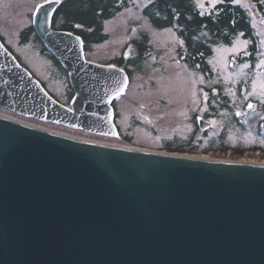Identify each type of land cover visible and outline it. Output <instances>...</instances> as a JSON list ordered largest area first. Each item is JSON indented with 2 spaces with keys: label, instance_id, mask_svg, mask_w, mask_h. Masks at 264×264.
I'll use <instances>...</instances> for the list:
<instances>
[{
  "label": "water",
  "instance_id": "1",
  "mask_svg": "<svg viewBox=\"0 0 264 264\" xmlns=\"http://www.w3.org/2000/svg\"><path fill=\"white\" fill-rule=\"evenodd\" d=\"M58 5L38 3L32 26L68 75L71 108L1 41L0 106L117 136L111 103L128 75L53 29ZM0 264H264V162L108 145L0 115Z\"/></svg>",
  "mask_w": 264,
  "mask_h": 264
},
{
  "label": "rangeland",
  "instance_id": "2",
  "mask_svg": "<svg viewBox=\"0 0 264 264\" xmlns=\"http://www.w3.org/2000/svg\"><path fill=\"white\" fill-rule=\"evenodd\" d=\"M41 1L0 0V36L20 65L41 81L55 99L70 107L72 91L64 71L40 52L32 37L23 44L19 42L21 29L30 25L33 10ZM148 1L132 0L128 7L105 20L103 32L107 39L90 45L84 52L86 60L99 64L117 65L114 60L125 55L123 66L118 65L130 70L129 83L112 103L117 137L41 122L3 107L0 114L70 137L149 151L166 150L167 144L176 149L189 144L191 138L197 156L256 161L261 151L252 148H264V22L257 11L249 0H236L248 12L257 40L256 58L239 61L240 55H246L250 41L238 36L230 45L212 46L207 59L209 72H203L184 63L178 54L181 40L172 28L156 29L141 14ZM193 1L206 12L217 0ZM144 37L147 47L138 59L133 41ZM248 103H253L252 107L248 108ZM193 115H206L209 128L199 132ZM226 148L228 151H223ZM233 148L244 150L243 155L234 154ZM176 151L172 153L189 155Z\"/></svg>",
  "mask_w": 264,
  "mask_h": 264
},
{
  "label": "trees",
  "instance_id": "3",
  "mask_svg": "<svg viewBox=\"0 0 264 264\" xmlns=\"http://www.w3.org/2000/svg\"><path fill=\"white\" fill-rule=\"evenodd\" d=\"M249 1L264 22V0ZM131 3L132 0H60L52 19V27L79 35L83 41L84 51H87L90 45L101 43L107 39V35L103 32V22L114 17ZM141 14L152 27L156 29L172 28L175 31L182 44L178 49V54L183 56L184 63L193 70L209 72L207 59L212 54V46L216 44L230 45L238 36L250 41L246 55H240L239 61H251L256 58L257 40L248 12L236 0H217L206 12L198 9L193 0H149L142 8ZM31 37L38 43L40 52L48 56L56 67L61 69L51 55L46 52L30 24L21 29L19 42L21 44L28 42ZM146 39L144 37L140 41H133L138 59L143 57L144 49L147 47ZM1 40L3 41L2 37ZM114 62L117 65H122L124 59L120 56ZM125 70L130 75V70L128 68ZM187 142L189 144L176 149L167 144L164 149L170 152L177 150L180 153L184 151L189 154L197 153L198 151L191 143V138ZM252 149L261 151L257 157L264 159V148ZM243 151L233 148L232 152L243 155ZM250 156L248 155V157Z\"/></svg>",
  "mask_w": 264,
  "mask_h": 264
},
{
  "label": "bare ground",
  "instance_id": "4",
  "mask_svg": "<svg viewBox=\"0 0 264 264\" xmlns=\"http://www.w3.org/2000/svg\"><path fill=\"white\" fill-rule=\"evenodd\" d=\"M227 149V148H226ZM223 151H225V150H223ZM186 156H189V157H194V155L193 154H189V155H186ZM195 157H201V158H209V157H207V156H195ZM215 159H217V158H215ZM217 160H220V159H217ZM245 161H247V160H249V161H251L250 159H244Z\"/></svg>",
  "mask_w": 264,
  "mask_h": 264
},
{
  "label": "flooded vegetation",
  "instance_id": "5",
  "mask_svg": "<svg viewBox=\"0 0 264 264\" xmlns=\"http://www.w3.org/2000/svg\"><path fill=\"white\" fill-rule=\"evenodd\" d=\"M199 115H197V116H195V115H193V117H195V118H197ZM203 117V116H202ZM203 118H206V116H204Z\"/></svg>",
  "mask_w": 264,
  "mask_h": 264
},
{
  "label": "snow or ice",
  "instance_id": "6",
  "mask_svg": "<svg viewBox=\"0 0 264 264\" xmlns=\"http://www.w3.org/2000/svg\"><path fill=\"white\" fill-rule=\"evenodd\" d=\"M262 63H264V62H262ZM245 67H247V65H245ZM249 107H251V105H249Z\"/></svg>",
  "mask_w": 264,
  "mask_h": 264
}]
</instances>
